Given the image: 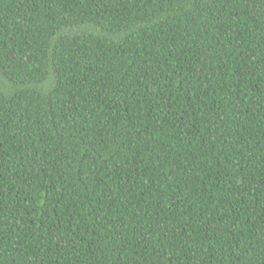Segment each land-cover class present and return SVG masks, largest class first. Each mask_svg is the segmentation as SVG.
Masks as SVG:
<instances>
[{
  "label": "trees",
  "instance_id": "1",
  "mask_svg": "<svg viewBox=\"0 0 264 264\" xmlns=\"http://www.w3.org/2000/svg\"><path fill=\"white\" fill-rule=\"evenodd\" d=\"M0 264H264V0H0Z\"/></svg>",
  "mask_w": 264,
  "mask_h": 264
}]
</instances>
